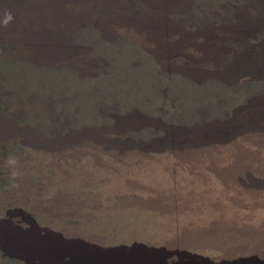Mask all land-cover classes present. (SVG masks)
<instances>
[{
    "label": "rangeland",
    "instance_id": "374dc122",
    "mask_svg": "<svg viewBox=\"0 0 264 264\" xmlns=\"http://www.w3.org/2000/svg\"><path fill=\"white\" fill-rule=\"evenodd\" d=\"M222 5L0 0L14 16L0 26V264H264V173L237 187L260 206L237 209L233 157L172 146L226 129L264 79L198 84L199 52L167 58L153 37Z\"/></svg>",
    "mask_w": 264,
    "mask_h": 264
},
{
    "label": "bare ground",
    "instance_id": "6f19581e",
    "mask_svg": "<svg viewBox=\"0 0 264 264\" xmlns=\"http://www.w3.org/2000/svg\"><path fill=\"white\" fill-rule=\"evenodd\" d=\"M175 2L185 4L186 0H163L160 10L169 12ZM230 2L228 0V5H222V14H213L212 18L207 16L192 18L187 15L185 19L179 17L181 21H173L170 26H157L158 30L155 36L153 35L158 42L159 51L167 58L178 55L190 58L188 55L190 52L183 53L185 50L199 52L200 58L198 56L197 62L208 64L210 69L189 73L190 78L198 84L214 80L234 88L238 79L244 75L250 76L249 78L256 82H263L264 0H247L240 6H234ZM185 21H193L195 28L185 31L181 23ZM140 39L144 41L146 36H140ZM160 52L156 51V55ZM205 130L204 132L199 130V133L192 135L185 133L173 140L172 146L183 151L178 157L187 159L201 156L213 159L215 152L227 155V158L233 157L234 170L230 173L232 185L226 183L228 186L226 188L231 189L235 196L242 197L234 201V204L237 209L260 206V199L258 200L260 191L257 192L259 188L245 195L237 187L239 181L246 179L252 172L264 173V157L255 149L261 148L264 151V99L250 100L248 105L238 108L226 129ZM206 145L210 148H206ZM190 146L194 148H187ZM222 171L226 172L224 169ZM124 263L126 262L122 261L117 264ZM249 264H257L256 258L250 259Z\"/></svg>",
    "mask_w": 264,
    "mask_h": 264
},
{
    "label": "clouds",
    "instance_id": "9594fccd",
    "mask_svg": "<svg viewBox=\"0 0 264 264\" xmlns=\"http://www.w3.org/2000/svg\"><path fill=\"white\" fill-rule=\"evenodd\" d=\"M14 19L13 14L9 10H4L0 12V26L7 27L10 22ZM9 167H14L16 165V158L14 156L9 157L8 159ZM16 173L13 172L12 176L15 177Z\"/></svg>",
    "mask_w": 264,
    "mask_h": 264
}]
</instances>
